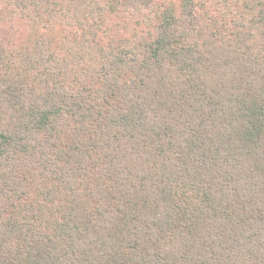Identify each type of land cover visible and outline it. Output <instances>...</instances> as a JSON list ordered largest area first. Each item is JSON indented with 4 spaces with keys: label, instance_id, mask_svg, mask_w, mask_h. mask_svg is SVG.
Listing matches in <instances>:
<instances>
[{
    "label": "trees",
    "instance_id": "obj_1",
    "mask_svg": "<svg viewBox=\"0 0 264 264\" xmlns=\"http://www.w3.org/2000/svg\"><path fill=\"white\" fill-rule=\"evenodd\" d=\"M0 264H264V0H0Z\"/></svg>",
    "mask_w": 264,
    "mask_h": 264
}]
</instances>
